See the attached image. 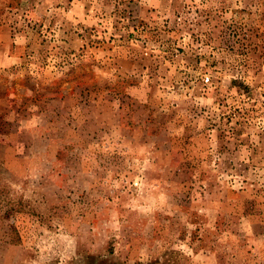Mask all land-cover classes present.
I'll list each match as a JSON object with an SVG mask.
<instances>
[{
  "label": "rangeland",
  "instance_id": "obj_1",
  "mask_svg": "<svg viewBox=\"0 0 264 264\" xmlns=\"http://www.w3.org/2000/svg\"><path fill=\"white\" fill-rule=\"evenodd\" d=\"M0 264H264V0H0Z\"/></svg>",
  "mask_w": 264,
  "mask_h": 264
}]
</instances>
